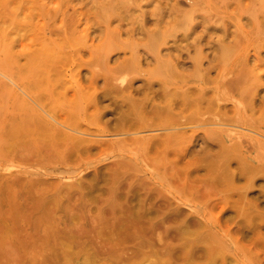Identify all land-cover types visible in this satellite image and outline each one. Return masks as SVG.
I'll return each mask as SVG.
<instances>
[{"label": "rangeland", "instance_id": "obj_1", "mask_svg": "<svg viewBox=\"0 0 264 264\" xmlns=\"http://www.w3.org/2000/svg\"><path fill=\"white\" fill-rule=\"evenodd\" d=\"M65 27L71 31L68 35L64 34ZM65 36L71 42L66 52H75L67 59L66 78L71 74L81 78L85 92H79L82 89L73 81L55 90L54 95L67 91L69 97L81 94L87 99L99 98V103L73 106L62 95L53 98L50 107L57 113L71 114L83 128L62 125L64 130L101 142L98 150L104 149L101 152L96 149L91 156L86 154L81 158L76 154L67 157L49 152L51 155L43 161L34 163L31 158H37L35 153L28 152L32 148L25 144L16 148L17 144L9 141L8 132L0 125V225L3 227L0 226V243L6 242L8 246L0 247V264H77L62 258L58 244L63 241L61 231L68 229L77 234L84 229L94 236L93 227L109 230L111 223L132 212V205L133 210L145 208L141 219L148 224L151 220V225L154 222L151 229L156 230V235L152 240L156 242L160 234L163 238L180 226V220L173 214L176 208L185 210L183 218L193 214L194 218L201 211L209 217L211 230L197 244L204 247L212 264L222 263L223 258L230 264H261L264 261V176L259 174L247 186L246 178L230 180L224 175L223 183L233 182L238 189L240 186L241 192H247L238 197L237 191L231 190L232 197L225 198L230 191H222L226 185H219L221 191H216L212 180L206 177L208 173L220 175L223 169L222 157L218 155L221 148L215 140L206 138V133L228 127L236 135L250 133L264 139L259 130L236 121L253 117L264 120V0H0V40L3 42L0 58L7 56L5 52L9 50L40 51L45 45L52 46L51 39ZM123 63L130 64L129 70L120 73L125 80L119 79L108 86L105 75L110 73L109 68ZM96 72L98 81L93 87L87 80ZM3 75L1 72L0 78L11 83ZM148 76L152 77V83ZM160 78L168 81L169 86ZM184 78L187 81L180 82ZM172 81L178 82L176 86L170 84ZM11 85L20 93V99L24 97L33 102L24 89L23 93L18 85ZM123 86L136 101L134 108L129 109L130 102L126 99L125 103L120 98L122 95L118 96L117 103L113 101V93L107 94L108 90L126 93ZM0 106L8 109L7 104ZM141 123H147L146 128ZM166 136H172L173 141L161 148L147 144ZM139 138L146 142L144 146ZM30 163L36 167L32 168ZM120 164L124 169L116 178V193L97 191L89 197L99 175L102 182L110 180L108 172ZM27 165L35 172L29 171ZM232 165L229 171L237 172L239 165L236 161ZM30 178L42 186L73 188L72 196L66 201L70 205L56 209L50 213L51 218L44 220L52 233L35 228L39 222L36 210L24 199L28 193H38L27 185ZM1 179L16 183L12 189L15 192H9L13 186L8 187ZM112 183H102V187L107 190ZM209 190L214 194L213 199H206L202 194ZM130 197L134 199L132 204ZM249 201L254 203L253 209H249L254 214L242 209L239 212L238 208L244 210ZM256 205L263 216H257ZM55 207L51 205L50 209ZM111 208L116 211L112 212ZM10 224L15 225L13 230L5 228ZM173 241L178 245L177 240Z\"/></svg>", "mask_w": 264, "mask_h": 264}, {"label": "bare ground", "instance_id": "obj_2", "mask_svg": "<svg viewBox=\"0 0 264 264\" xmlns=\"http://www.w3.org/2000/svg\"><path fill=\"white\" fill-rule=\"evenodd\" d=\"M45 26L47 27L46 24H45ZM69 32H71V31L65 27L64 28V34L68 35ZM43 33H45V32H43ZM51 33H52V30H51ZM68 38L69 37L65 36L63 38L51 39V41H53V42L50 41V45H52L51 47H48L45 45L42 47V50L37 51V52H27L26 53V52H23L21 50H16V49L15 50H9V51L5 52V55H7V56H3V57L1 56V58H0V71L4 74L3 76L4 77L7 76L8 77L7 79L10 80L11 83L18 85V88L20 90L24 89L26 91V93H28L30 98L33 100V102L35 103V104H33V102L29 101L28 99H26L24 97H21V99H20V96H19L20 93H18V91H16L14 89L13 85H11V83H9V81L6 82L7 80L5 81L4 79L0 78V92H1L0 97L1 96L3 97V99H1L0 104L4 105V106H6V104H7V107H8V109H6V107L0 106L1 109L4 108V110L2 109L3 111H1V115H0V125H2V127H4V130H6L8 132V135L11 138V140H9V141H12L14 144H17V145H15V146H17L16 148L22 146V144H25L26 146H29L30 149L31 148L33 149V150L31 149L28 152H34L35 153V156L37 157L35 160L33 158L29 157V158H31V160L34 163H35V161L39 162V159H41V160L45 159L44 157H46L47 155H51L52 153L59 155V156L66 155L67 157H69L71 155H75V154L78 155L80 158L86 157V154H89L91 156V154H92V152H94V150L97 149V151H100L98 149H101V147H102L101 142L99 143V142L93 141L92 139L89 140V138L75 136V135L67 132L66 130H64L62 128V125H64V127L67 126V128H69V126L79 128V129L82 127L74 120V118L71 116V114H68V115L67 114H60V113L55 112L50 107V104L53 101L52 99L55 97H62V95H63V97L65 96L64 100H66V102H68V103H71L73 106H80V105L86 106L87 103H93V104L95 103L96 105H98V103H99V98L92 99L90 97L87 99L86 96H81V94L77 97H69V95L67 96V94H68L67 91H65V92H61V91L59 92L58 91L59 92L58 94H60V95L57 94V96H55L56 93L54 95L55 90H61L64 86H66L68 84V82L70 83L73 81L76 82V84H78V87L80 89H82V90H79V92H83V93L85 92V86H84L83 82L81 81V78L79 79L76 77V75L74 76L72 74H71L72 77L70 75V78H66L68 70L65 68V65L67 63V59L70 56H73L75 54L74 51L66 52V49L71 47V44H70L71 42L69 41ZM59 40H62V41H59ZM2 46H3V42H1V40H0V49ZM7 52H10V54ZM129 65H128V63H123L120 65L118 64L114 67L111 66V68L108 67L110 70L108 68L107 69L109 70L110 73L108 72L109 74L105 75V81L108 84V86L111 85L113 82L115 83V81H117L119 79L121 81L125 80V77H121L120 73L123 72L124 70L125 71L129 70L128 69ZM59 67H61V68H59ZM98 74L96 72V74L93 73L92 75H90L88 77L87 82L89 83L90 86L96 87V83L98 81L97 80ZM160 79L163 82H165L164 85L169 86L168 81H166L162 78H160ZM148 80H149V83L153 82L151 76H148ZM186 81H187V79L184 78L180 82L185 83ZM180 82H179V84H180ZM106 83H105V85H106ZM177 83H178L177 81H172V83H170V84H174L176 86ZM129 87H130V85H129ZM124 88H122V89L124 90ZM128 89H130V88H128ZM13 90L16 92V95H14V96H13V92H12ZM24 90L22 91L23 93H24ZM166 90L167 89H165V91ZM110 91L108 90L107 94L113 93L115 95V97H113V101H116L118 103L120 100L118 101L117 98H118V96L122 95V97H120V98L123 101H125V103L128 101L130 102L129 109L134 108L136 106L135 105L136 101L133 100L131 92L127 93V89H126V93H124V91H120V90L116 91V92H110ZM168 92H170V91H168ZM2 93H3V95H2ZM65 93H66V95H65ZM166 94H168V93H166ZM126 99H128V101ZM121 103H119V104H121ZM184 103H186V102H184ZM188 103H191V102H188ZM238 107H239V105H238ZM95 109H96V107H95ZM126 113H129V112H126ZM199 113H201V112H199ZM128 115L129 114H127L126 116H128ZM200 118H199V120H200ZM227 120H229V119H227ZM203 121H206V119L203 118ZM236 121H238L242 124H245L247 126L249 125L252 127V129L255 128V129L259 130L258 131L259 134L264 136V120H259V118L253 117L252 119L240 118L238 120L236 119ZM142 123H141V127L146 128L147 123H145V124H142ZM154 124H156V123H154ZM150 125H153V124H149V126ZM107 127L109 128V126H106V128ZM75 128H73V129H75ZM246 128H248V127H246ZM114 130H117V127ZM85 131L88 132L89 130L85 129ZM109 131H110V129H109ZM206 138H208L209 140L210 139L215 140L216 141L215 143L217 145H219L221 148V153L220 152L219 153L217 152V153H218V155L220 154V156L222 157V159H221L223 161V163L221 164V166L223 167L222 173H220V175H213L212 173H208L206 176L207 179L212 180L211 185L214 189H216V191H217V189H218V191L219 190L221 191V189L219 188V185L220 186H222L221 184L226 185V183H223V181H222L224 175H225V177L226 176L230 177V180L234 179V178H239V177L246 178L247 180H246L245 184L247 186L252 185L253 179L256 176H258L259 174L264 176V139L263 138L254 136L252 134L250 135V133H248V134L238 133V135H236L234 133V130L232 128H228V127L217 129V130L213 129L209 132L207 131ZM139 140H140V144L142 146H144L146 144V142L144 140H141L140 138H139ZM171 141H173V137L172 136H166L162 140H160V139L155 140V142H152V140L148 141L147 144L148 145L152 144L156 148H161L160 146H165V143H170ZM29 148H28V150H29ZM103 149L101 151H103ZM49 152L51 154H48ZM260 153H262V154H260ZM234 161H236V163H237V165H239V167L237 166L238 167L237 172L233 171L231 173L229 171L228 167L233 166L232 163ZM27 162L28 161H25L26 164H27ZM23 163H24V161H23ZM40 163H41V161H40ZM22 165H24V164H22ZM32 165L33 164H31V166ZM29 166H28V168L24 167V169L27 168V169H29V171L30 170L32 171V168L36 167L33 165L32 168L30 166V168H31L30 169ZM219 167H220V165H219ZM211 168L212 167H210L208 169L209 172H211ZM106 169H110V168H106ZM123 169H124L123 164L117 165L114 169H112V172H108V173H111L109 175L110 180H105L103 182L101 181V177L99 175V177L97 178V181L91 187L92 188L91 194L88 196L93 197V194H96L98 192L103 193L102 191H108L110 194H115L116 190H117L116 185H115L117 183L116 178L118 176L120 177V174L122 173L121 170H123ZM20 171H22V170H20ZM25 171L27 172L26 169H25ZM25 171H22V172H25ZM213 171H215V170H213ZM32 172H35V171H32ZM32 172H30V173L32 174ZM123 172H125V171H123ZM39 173L36 175H39ZM16 180L18 181V179H16ZM30 180L31 181H29L27 183V185L29 187L35 188V190L39 193V195H37L38 193H36V194L28 193L27 197L25 196L24 199L26 198L27 203L29 202L30 204H32L33 210H36V215H37L36 218L39 222L35 228L40 227L41 229H43V231L48 229V232L52 233V231H53L52 228L47 226V224L44 222V220H46L47 218H51V217H49L50 213L55 211L56 209L62 210V209H65L66 207H68L70 205V204L68 205V203L66 201H67V197L69 198L72 196V194L74 192L73 188H70V187L65 188V186H63V185L62 186H50L51 187L50 188L47 184L44 185V183H43V185L46 186V187H44L39 182H33L32 180H34V178L33 179L30 178ZM225 180H227V179L225 178ZM1 182L7 183V185H9L8 187L13 186V188H11V189L9 188L11 190L9 192L12 193L14 191V190L12 191V189H14V187L16 186V183H14L13 181H5V179H1ZM108 182H114V183H112L113 185L108 187L107 190H104V187H102V183L108 184ZM236 185L233 184V182H232L231 184L226 185V187H224V188L222 187V191L223 190H226V191L230 190L229 193L227 195H225V198L232 197L230 195V193L232 191L233 192L237 191L236 193L239 195L238 197L243 196V194H245V193L247 194V192H245V191H244V193L241 192V190H239L240 186L238 189V187H236ZM247 186H245V188H244L242 185L241 187H243V189L245 190L246 188H248ZM77 187L81 189L80 185ZM211 190H213V189H211ZM198 191H200V190H198ZM135 192H137V190H135ZM121 194H119V196H121ZM202 194L204 197H206V199L212 198V196L214 195L213 192L210 190L206 191V192H202ZM138 197H140V196H138ZM120 199H122V198H120ZM139 199H141V198H139ZM240 199H239V201H240ZM244 200L245 199L243 198V201ZM129 202L131 204L134 203L133 197L129 198ZM225 202H227V200ZM249 202H251V203L249 204V206L247 205L248 207H246L244 210H243V208H238L239 212L242 209V212L244 211L247 213V211L248 212L250 211L249 209H253V204H254V203L252 204L253 201H249ZM205 204H208V202ZM51 205H55L56 206L55 209H50ZM123 207H125V206H123ZM131 207H129V208L132 209V212H130L131 210L128 209V210H130L129 211L130 217H129V213H128V216L126 215L125 217L120 218V220L111 223L109 230L105 229V228L99 229L97 227L92 226L93 229L91 231H92V233L94 232V236H90L88 233V230L85 231L84 229L83 230L80 229L81 232L77 231L78 232L77 234H75V233L72 234L74 231L71 233V230H68V229L67 230L63 229L62 231L59 230L62 232L61 235H63V236L61 239H63V241L59 242L58 244H60L59 245L60 246V253L62 254V258L65 260V262H70V263L73 262V263H77V264H94V263H98V264H180L181 262H182L181 264H212V262L209 258V255H207L206 251L204 250V247L198 246V244H197L199 242V240L202 239L203 237H206V234L207 233L209 234L210 230H211V224L209 223V221H207L209 219V217L207 219V216L205 215V213L198 211V213L195 214L196 216L194 218H193L194 214H193V216L190 215L189 217L186 216L185 218H183V213H185V212H183L184 209L181 210V209L176 208L173 214H175L174 218L176 217L177 220H180V223H181V224L179 223L180 226H178V227L176 226L174 233L173 234L170 233L167 236H164L165 238L164 237L161 238L162 236L160 234L159 237H156V239L158 240V242H156V241H154L155 239L152 240L153 238H155L154 235H156V234H154V232L156 230L153 232L152 231L153 228L151 229L152 226L154 227V225H153L154 222L151 225V223H152L151 220H150L151 222L149 221L150 224H148V223H143V221L141 219V217L145 216V215H142V212H144L143 210L145 208H143V210H141V209H136V210L134 209L133 210V205ZM256 207H257V205H256ZM262 209H263V207H262ZM111 210H112V212L116 211L114 208H111ZM147 210H148V208H147ZM109 211H110V209H109ZM151 211H153V210H151ZM124 212H125L124 214H127L126 211H124ZM147 212L148 211H146V214H148ZM250 212L252 213V211H250ZM118 213H119V211H118ZM261 213H262V211L260 209H258V207H257V209H256L257 216L260 215ZM252 214H254V210H253ZM241 215H244V213ZM146 216L149 218H152L150 215H146ZM145 218H144V221H145ZM14 220H16V219H14ZM37 220H36V223H37ZM249 220H250V218H249ZM162 222H163V220H162ZM164 222L166 224V219ZM164 222H163V224H164ZM16 225H17V223H16ZM157 226H159V225L157 224L156 227ZM13 227H15V225L12 226L10 224V225H6L5 228L10 230ZM163 227L165 229L164 231L166 232V230H167L166 227L165 226H163ZM154 229H156V228H154ZM258 229H259V227H258ZM260 229H261V227H260ZM8 230H7V232H8ZM59 231L57 229V232H59ZM91 231H89V232L91 233ZM152 232H153V235H152ZM255 232L256 231L254 229L253 233H255ZM87 233H88V235H87ZM246 233H247V235L249 234L248 232H246ZM54 234L56 236L57 233L54 232ZM164 235H165V233H164ZM152 236H153V238H152ZM49 237L46 239H49ZM57 237H59V236H57ZM169 239H172V241H169ZM56 240H58V239H56ZM173 240H177V242H179L178 245L173 244L172 242H175ZM207 240H209V238ZM160 241L163 243L160 244L161 243ZM49 243H50V241H49ZM154 244H155V246H159V247L154 248L155 247ZM3 245L7 246L6 242L0 243V247H4ZM260 263L264 264V261L262 260V261H260ZM61 264H62V262H61ZM220 264H230V263L227 259L223 258L222 263L220 262Z\"/></svg>", "mask_w": 264, "mask_h": 264}]
</instances>
